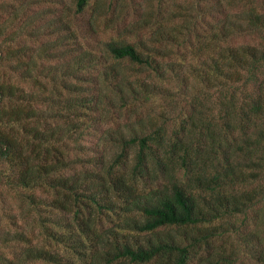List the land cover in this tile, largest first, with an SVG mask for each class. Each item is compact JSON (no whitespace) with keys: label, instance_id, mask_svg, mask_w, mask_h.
Listing matches in <instances>:
<instances>
[{"label":"trees","instance_id":"16d2710c","mask_svg":"<svg viewBox=\"0 0 264 264\" xmlns=\"http://www.w3.org/2000/svg\"><path fill=\"white\" fill-rule=\"evenodd\" d=\"M93 1L74 6H91L95 40L123 0ZM155 1L157 18L170 2L180 12L156 18L139 48L99 40L98 56L61 52L73 62L61 71L47 66L57 47L36 57L19 26L0 24V264H236L233 243L209 252L216 236L240 240L242 264H264V0ZM98 64L101 82L83 78ZM175 96L176 116L144 114ZM121 120L131 134L109 126ZM167 228L182 231L140 237Z\"/></svg>","mask_w":264,"mask_h":264},{"label":"rangeland","instance_id":"374dc122","mask_svg":"<svg viewBox=\"0 0 264 264\" xmlns=\"http://www.w3.org/2000/svg\"><path fill=\"white\" fill-rule=\"evenodd\" d=\"M104 1V0H99ZM163 2L170 0H162ZM190 2L189 0H185ZM97 0H94L93 3H96ZM175 4L181 7L186 6V3L183 0H175ZM170 7V10H165L162 15L158 18L156 17V1L155 0H123L115 4L113 11L106 14L103 18H100V28L103 29V33H98V39H90L84 35L86 30V21L91 13V6L88 11L82 15L77 14L75 11L74 0H0V24L5 21L6 25L13 27L19 26L17 42L21 46H27V52L33 51L37 55L40 53L41 49H50L52 47H57V50L60 52L54 57V59L47 62V66L51 68L52 65H56L59 68V71L73 64L72 59L68 60V53L66 56L60 55L61 52H70V55L74 56L78 54L77 57L81 58V54L84 51L93 52L95 55H99L101 52V44L99 40H107L108 38H119L132 43L136 48H139L140 43L145 41L148 32L150 29L154 28V20L164 19L166 22L167 16L170 14V18L174 14L180 12L178 7L172 5L170 2L167 4ZM177 9V10H176ZM175 10V11H174ZM176 19L173 22L165 23L167 29H170L172 25L175 24ZM144 24H146L144 26ZM161 24V23H160ZM143 27L141 31L133 34L127 33L124 28L130 30H135L137 28ZM150 27V28H149ZM172 30V28H171ZM75 34V38H71L70 35ZM68 36L71 38V41L68 39ZM98 42V43H97ZM77 44L78 46L74 47ZM163 48V46H159ZM185 50V48H183ZM76 57V58H77ZM75 59V58H74ZM176 62H179L178 58H174ZM52 64V65H51ZM130 64L124 63L122 65V72L131 73L136 72L131 70L129 67ZM103 70L101 64L95 65V67H89L84 70L82 74L83 78H89L92 76L99 78V82L102 81L99 71ZM169 89H178L179 86L173 85L172 83L166 86ZM175 107L167 108V103L162 101H157L154 104L148 102L145 104L143 110L144 114L150 113V118L161 121V116L167 114L168 116H176L180 112L182 105L179 96H175ZM179 104H177V102ZM185 107V109H188ZM186 113V112H184ZM110 127L124 126L123 120L121 121H111ZM134 128H138L135 124ZM171 127V126H170ZM95 131L92 132L91 136L88 138L82 139L81 143L85 146H93L97 141L98 131L101 129L100 126L94 127ZM124 134H131L125 128H122ZM81 156V153L79 154ZM81 158H85L81 157ZM74 170H82L81 164L75 165ZM7 200V199H6ZM16 206L18 201L14 203ZM182 230L167 228L160 230L155 234H143L141 235L142 240L152 239L157 240L158 238H167L168 236L179 237ZM244 233V232H243ZM215 237V236H214ZM235 245V255L237 256L236 264H242V260L245 258L240 256L241 254V244L240 240L235 236H229L221 239L216 236L210 240L208 250L217 256L218 253H230L233 252L230 244ZM207 250V252H208ZM223 250V251H221ZM226 254L225 256H228ZM248 264V262L246 261ZM244 263V264H246ZM189 264H204L203 259L198 260L197 257H194Z\"/></svg>","mask_w":264,"mask_h":264}]
</instances>
